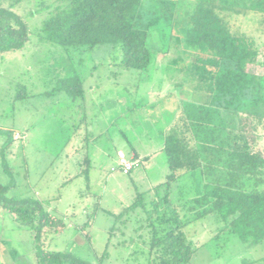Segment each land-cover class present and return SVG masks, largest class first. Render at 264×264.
I'll use <instances>...</instances> for the list:
<instances>
[{
    "label": "rangeland",
    "instance_id": "obj_1",
    "mask_svg": "<svg viewBox=\"0 0 264 264\" xmlns=\"http://www.w3.org/2000/svg\"><path fill=\"white\" fill-rule=\"evenodd\" d=\"M15 1L0 0V6ZM201 2L226 7L229 26L232 22L240 34L253 37L264 28V0H144L142 23L153 52L147 72L122 68L119 46L80 52L43 41L40 33L48 15L46 9L36 11L41 0L14 6L30 34L25 47L4 54L0 64V184L14 185L9 198L42 201L45 210L63 221L64 229L47 233L48 249L93 264L149 263L152 229L146 211L141 206L117 218L139 194L145 193L150 208V191L169 174L162 150L165 130L181 105L207 99L191 74L200 54L184 42ZM251 71L264 75V67ZM77 75L84 100L59 90L62 80ZM118 149L126 155L138 151L145 156L143 166L123 174ZM84 169L88 172L82 174ZM206 182L196 171L172 185L171 198L183 216L209 211L211 205L189 204L211 192L204 189ZM230 221L210 213L188 225L184 232L195 252L187 264H264L258 262L264 245L243 242L231 233ZM0 264H37L32 233L2 207Z\"/></svg>",
    "mask_w": 264,
    "mask_h": 264
},
{
    "label": "trees",
    "instance_id": "obj_2",
    "mask_svg": "<svg viewBox=\"0 0 264 264\" xmlns=\"http://www.w3.org/2000/svg\"><path fill=\"white\" fill-rule=\"evenodd\" d=\"M21 1L0 6V64L4 54L22 50L29 39L27 22L14 10ZM143 3L144 0H41L36 11L46 9L48 16L40 37L66 51L119 46L122 68L147 72L153 52L148 45L149 32L142 23ZM226 10L223 6L196 4L184 42L200 54L191 74L207 99L204 103L181 105L165 130L162 150L169 174L166 182L150 191L154 193L150 208L146 209L145 193L139 194L117 218L141 206L146 211L152 229L148 264L189 263L195 250L184 229L210 213L224 221L231 219V233L243 242L264 245V75L251 71L255 66L264 67V28L253 37L240 34L232 22L229 26ZM261 22L264 24V20ZM59 90L74 100L85 99L78 75L62 80ZM5 134L12 137L13 133ZM135 159L141 167L143 159L139 155ZM83 162L87 167L91 164L89 157ZM196 171L207 179L204 189L212 190L190 199L189 204L211 207L208 212L188 218L171 198L172 185L184 173ZM85 172L88 169L82 174ZM13 187L0 184V207L32 233L37 264H93L70 252L48 249L47 233L60 232L65 226L63 221L45 210L42 201L9 198L7 192ZM261 261L264 257L258 260Z\"/></svg>",
    "mask_w": 264,
    "mask_h": 264
},
{
    "label": "built area",
    "instance_id": "obj_3",
    "mask_svg": "<svg viewBox=\"0 0 264 264\" xmlns=\"http://www.w3.org/2000/svg\"><path fill=\"white\" fill-rule=\"evenodd\" d=\"M118 166L119 170L127 175L131 173L134 169L140 167V163L135 158H128L127 155L123 151L118 152ZM115 171V169H113Z\"/></svg>",
    "mask_w": 264,
    "mask_h": 264
},
{
    "label": "crops",
    "instance_id": "obj_4",
    "mask_svg": "<svg viewBox=\"0 0 264 264\" xmlns=\"http://www.w3.org/2000/svg\"><path fill=\"white\" fill-rule=\"evenodd\" d=\"M119 151H123L124 153H126V150H124V149H118L117 150V153H116L117 159H118V152ZM137 155H139V157L141 159H143L142 157H145V156H142L141 154H139L138 151H136L135 149H132L131 151H128V155L127 156L130 157V158H136Z\"/></svg>",
    "mask_w": 264,
    "mask_h": 264
}]
</instances>
